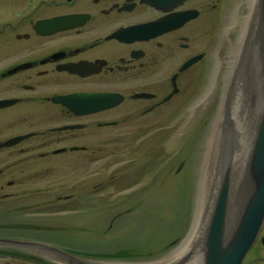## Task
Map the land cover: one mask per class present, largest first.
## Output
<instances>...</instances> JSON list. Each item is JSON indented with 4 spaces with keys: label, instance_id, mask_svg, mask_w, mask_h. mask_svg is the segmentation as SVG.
Returning a JSON list of instances; mask_svg holds the SVG:
<instances>
[{
    "label": "flooded vegetation",
    "instance_id": "1",
    "mask_svg": "<svg viewBox=\"0 0 264 264\" xmlns=\"http://www.w3.org/2000/svg\"><path fill=\"white\" fill-rule=\"evenodd\" d=\"M221 15L222 0H0V264L140 257L111 248L115 220L103 230L75 215L63 226L60 214L79 205L62 204V186L39 185L59 179L65 163L102 162L112 132L131 118L150 129L147 119L204 78L206 39L220 30ZM63 18L72 26L38 28ZM84 206L92 215L108 211ZM263 242L264 226L243 264H264Z\"/></svg>",
    "mask_w": 264,
    "mask_h": 264
},
{
    "label": "rangeland",
    "instance_id": "2",
    "mask_svg": "<svg viewBox=\"0 0 264 264\" xmlns=\"http://www.w3.org/2000/svg\"><path fill=\"white\" fill-rule=\"evenodd\" d=\"M250 1L222 0L221 28L206 39L204 78L188 82L168 110L147 119L150 129L139 125L145 120L131 118L123 129L112 132L102 162L65 163L59 179L42 181L40 187L62 186V204L79 205L74 213L60 214L59 223L68 225L76 215L79 225L94 221L106 230L115 220L118 234L108 237L111 248L122 245L141 252L139 258L123 264L171 262L191 233L202 170L207 167L209 177L213 176L219 155L226 158L225 131L236 126L240 86L248 78L242 67L252 65L247 31ZM84 205L95 210L106 206L108 211L92 215ZM27 220L40 223L36 217Z\"/></svg>",
    "mask_w": 264,
    "mask_h": 264
},
{
    "label": "water",
    "instance_id": "3",
    "mask_svg": "<svg viewBox=\"0 0 264 264\" xmlns=\"http://www.w3.org/2000/svg\"><path fill=\"white\" fill-rule=\"evenodd\" d=\"M258 28L253 38L254 51L251 64L254 67L252 84L261 85L264 100V0H260L258 7ZM185 20L188 16L185 15ZM72 19L63 18L43 21L38 28L60 30L69 28ZM196 58L189 62L184 69L189 68ZM178 91L172 96H175ZM71 108L70 101L63 100ZM72 127L68 129H76ZM66 130V129H65ZM8 143L7 145L13 143ZM233 156L229 157L228 164L222 173L220 187L216 200L201 239L197 243L200 264H243L245 257L256 244L260 231L264 226V101L261 114L256 126L255 136L250 153L243 168L241 182V202L238 207V216L229 223L232 203V176ZM264 243V242H263ZM192 255H189L180 264H186Z\"/></svg>",
    "mask_w": 264,
    "mask_h": 264
},
{
    "label": "bare ground",
    "instance_id": "4",
    "mask_svg": "<svg viewBox=\"0 0 264 264\" xmlns=\"http://www.w3.org/2000/svg\"><path fill=\"white\" fill-rule=\"evenodd\" d=\"M260 0H251L252 15L247 22L248 29L250 31L249 38L250 44H253V38L255 31L258 28V7ZM250 52L254 51V46H249ZM251 54V53H250ZM247 56V62L249 60ZM246 57H244L245 59ZM246 60V59H245ZM252 56L250 57V61ZM243 75L248 78H243V82L240 86V93L237 103L236 114V126L228 127L224 135V147L222 151L226 153V158L231 154L233 156V176H232V203L229 223L232 224L238 216V207L242 200L241 195V182L243 176V168L245 162L250 153V148L253 142V138L256 132V126L261 114L263 105V94L261 91V85H254L252 78L254 74V67L247 65L242 67ZM235 124V121L233 122ZM223 153V152H222ZM228 157V159H229ZM223 154L219 155L218 165L216 171L214 170L213 176L209 177V170L204 167L199 180V188L197 191V206L194 216V221L191 229V233L188 238L182 243V245L174 252L171 262L168 264H180L189 255H192L190 260L186 264H200V258L198 256L197 243L201 239L207 222L211 216V212L218 194L222 173L228 164Z\"/></svg>",
    "mask_w": 264,
    "mask_h": 264
}]
</instances>
